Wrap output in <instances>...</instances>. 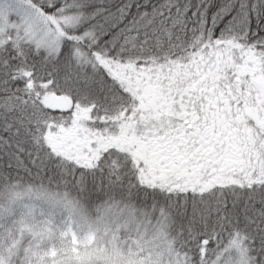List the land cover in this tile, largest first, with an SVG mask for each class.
Wrapping results in <instances>:
<instances>
[{"label":"snow or ice","instance_id":"snow-or-ice-1","mask_svg":"<svg viewBox=\"0 0 264 264\" xmlns=\"http://www.w3.org/2000/svg\"><path fill=\"white\" fill-rule=\"evenodd\" d=\"M0 264H264V0H0Z\"/></svg>","mask_w":264,"mask_h":264}]
</instances>
